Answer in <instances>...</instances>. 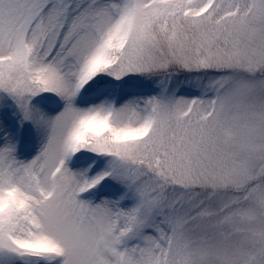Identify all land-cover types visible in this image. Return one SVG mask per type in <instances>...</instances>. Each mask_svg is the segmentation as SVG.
Instances as JSON below:
<instances>
[{
    "label": "snow or ice",
    "instance_id": "snow-or-ice-1",
    "mask_svg": "<svg viewBox=\"0 0 264 264\" xmlns=\"http://www.w3.org/2000/svg\"><path fill=\"white\" fill-rule=\"evenodd\" d=\"M0 264H264V0H0Z\"/></svg>",
    "mask_w": 264,
    "mask_h": 264
}]
</instances>
